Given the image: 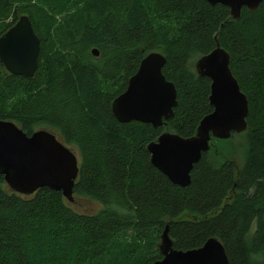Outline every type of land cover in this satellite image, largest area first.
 <instances>
[{"label":"trees","instance_id":"trees-1","mask_svg":"<svg viewBox=\"0 0 264 264\" xmlns=\"http://www.w3.org/2000/svg\"><path fill=\"white\" fill-rule=\"evenodd\" d=\"M22 16L40 40L39 66L27 79L0 62V121L75 147V201L99 209L81 213L47 188L18 195L0 175V264H153L166 226L175 250L216 238L230 264H264V1L232 20L205 0H0V38ZM216 37L248 98V130L229 140L225 158L215 140L181 188L152 165L147 146L165 131L193 137L212 113L211 82L195 63ZM153 52L177 90L174 117L157 129L121 124L112 102Z\"/></svg>","mask_w":264,"mask_h":264},{"label":"water","instance_id":"water-1","mask_svg":"<svg viewBox=\"0 0 264 264\" xmlns=\"http://www.w3.org/2000/svg\"><path fill=\"white\" fill-rule=\"evenodd\" d=\"M211 6L229 9L231 19L239 20L244 8L258 11L264 0H205ZM41 43L30 19L22 16L0 38V62L13 76L31 79L39 66ZM99 56L97 49L92 51ZM231 57L218 43L208 55L195 63L200 77L211 82L209 104L213 111L205 116L190 138L165 131L147 146L152 165L174 185L187 188L191 172L209 153L214 141H229L248 130L249 101L230 69ZM165 57L158 52L147 55L127 89L112 102L114 118L121 124L137 122L157 129L166 127L177 107V90L163 75ZM0 175L9 189L25 197L47 188L75 203L74 187L79 176V158L53 133L40 130L28 136L15 123L0 121ZM162 259L153 264H230L222 243L209 239L201 248L178 251L173 248L166 226L160 240Z\"/></svg>","mask_w":264,"mask_h":264},{"label":"rangeland","instance_id":"rangeland-1","mask_svg":"<svg viewBox=\"0 0 264 264\" xmlns=\"http://www.w3.org/2000/svg\"><path fill=\"white\" fill-rule=\"evenodd\" d=\"M240 137H238L235 141L239 140ZM217 149L221 150L222 154L224 155L223 158H225V156H228V154L232 153V144L229 141H224V142H220L219 144H217ZM71 150H73L77 157L80 159L79 157V153L77 151V149L75 147H69ZM234 161L235 163L240 166L242 164V158L240 156L239 153H235L234 155ZM69 203V202H68ZM71 205V207L74 210H77L81 213H87V214H93L95 213L96 210L99 209V205L95 202L89 201V200H77L75 201V203H69ZM184 218H188V219H194L191 216H185Z\"/></svg>","mask_w":264,"mask_h":264}]
</instances>
